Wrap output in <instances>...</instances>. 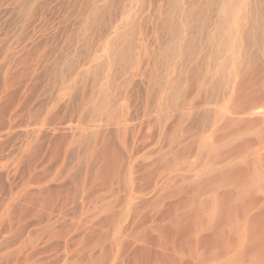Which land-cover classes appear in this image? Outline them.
I'll return each mask as SVG.
<instances>
[{
	"label": "rangeland",
	"instance_id": "obj_1",
	"mask_svg": "<svg viewBox=\"0 0 264 264\" xmlns=\"http://www.w3.org/2000/svg\"><path fill=\"white\" fill-rule=\"evenodd\" d=\"M262 45L264 0H0V264H264Z\"/></svg>",
	"mask_w": 264,
	"mask_h": 264
},
{
	"label": "bare ground",
	"instance_id": "obj_2",
	"mask_svg": "<svg viewBox=\"0 0 264 264\" xmlns=\"http://www.w3.org/2000/svg\"><path fill=\"white\" fill-rule=\"evenodd\" d=\"M228 9V8H227ZM229 10V9H228ZM261 50V54L263 57L262 62H264V45H262ZM259 64V63H258ZM263 90L261 91V100H260V109L261 111L258 113L256 112H252L253 114H249L251 116L248 117V114H246L247 118L242 117L243 119H240V122L242 121L244 123V131H246L245 133L248 135H245V133L240 134V136L238 137V139L235 136V138L233 137V139H231V141H229L230 139H228L229 143H228V148L227 150H225L227 152V157L231 160V161H236L235 162V166L230 168L228 170V174H230V177L228 178V180L230 179L231 182H229L230 184H233L235 187L234 189H238L240 188V185H242L241 183L243 182L242 180L245 179V176L253 173L256 169L258 170V165H259V161L261 160V152H260V148L257 147V145H261L264 142V123L262 125V119H264V65H263V75H262V81H261ZM257 93V92H256ZM259 103V102H258ZM258 105V104H257ZM239 109V108H238ZM243 109V108H242ZM251 111V110H250ZM244 112V111H243ZM245 113H250L247 110L245 111ZM254 116V117H253ZM239 117V116H237ZM236 119V118H235ZM237 120V119H236ZM228 122V121H227ZM212 123V122H211ZM213 124V123H212ZM236 124V123H235ZM228 125V123H227ZM226 125V127H227ZM240 126V125H239ZM238 126V127H239ZM258 126V128H256ZM241 127V126H240ZM222 128V127H221ZM230 128V127H228ZM217 130V129H216ZM240 130V129H239ZM126 131V129H125ZM221 131V130H220ZM235 131V130H234ZM233 131V132H234ZM135 133V132H134ZM245 135V136H244ZM124 138V137H123ZM230 138V137H229ZM236 140H238L236 142ZM218 145V144H216ZM215 145V146H216ZM220 147V146H219ZM213 150V149H212ZM219 151V150H218ZM215 155H217L215 153ZM210 158V157H209ZM212 159V157H211ZM211 161V160H209ZM227 162V161H226ZM225 163V162H224ZM234 165V163H233ZM220 167V166H219ZM261 168V165L260 167ZM218 173V172H217ZM237 175V177H235ZM248 177V176H247ZM215 178V177H214ZM204 179V178H203ZM208 179V178H207ZM213 180V178H212ZM224 180V179H223ZM227 180V179H226ZM225 180V181H226ZM234 180V181H233ZM237 181V182H236ZM213 183V182H212ZM262 183V182H261ZM223 184V183H222ZM245 185V184H244ZM231 186V185H230ZM243 186V185H242ZM255 186V184H254ZM232 187V186H231ZM215 190V189H214ZM230 191H232L230 189ZM257 192V191H256ZM255 193V192H254ZM249 193H247L248 195ZM257 194V193H255ZM240 195V194H238ZM228 196V195H227ZM235 196V195H234ZM242 198V197H241ZM247 198V197H246ZM258 198V197H257ZM234 199V198H233ZM244 199V198H243ZM238 200V198H237ZM261 200V199H260ZM224 201V200H223ZM226 202V201H225ZM228 202V201H227ZM242 202V201H241ZM245 202V201H244ZM242 202V205L243 203ZM247 204V202H246ZM224 205V204H223ZM238 205V204H237ZM237 205L233 206L231 205L229 208V215H228V219L227 221L230 224L231 227L236 226L235 224H233V219L232 217L234 216V219L236 220V222H242L243 223V218L240 217H246V223L244 220V224H247V226H249V228H254V229H258L261 231H264V209L261 207L259 208L260 210L257 211L256 209V213L251 214L250 212L252 210L255 209V206H253L252 204H248L246 206L242 207V212L241 215L238 214V209L241 207H239L237 210H234V208L237 207ZM239 206V205H238ZM221 210V209H220ZM223 211V210H222ZM241 211H239L240 213ZM243 214V215H242ZM218 215V214H217ZM227 218V217H226ZM242 219V220H241ZM240 224V223H239ZM239 224L237 226H239ZM243 224V225H244ZM241 225V224H240ZM236 226V227H237ZM245 226V225H244ZM238 231V230H237ZM231 232V231H230ZM236 232V230H235ZM264 234V233H262ZM230 237V236H229ZM234 238V237H233ZM208 239V238H207ZM236 239V238H235ZM257 240V239H256ZM236 241V240H235ZM259 241V240H258ZM225 245V244H224ZM231 245V244H230ZM264 245V244H263ZM253 246V245H252ZM256 247V246H254ZM244 249V248H243ZM252 249V248H251ZM220 250V249H219ZM224 250V249H223ZM254 250V249H252ZM251 250V251H252ZM257 250V249H256ZM248 251V250H247ZM261 251V250H260ZM222 252V251H221ZM249 252V251H248ZM256 252V251H255ZM251 254V253H250ZM218 255V254H217ZM242 258V257H240ZM236 259V258H235ZM234 260V258L232 259ZM244 261V258H243ZM228 262V261H227ZM233 262V261H232ZM264 262V261H263ZM240 263V262H239ZM235 264V263H234Z\"/></svg>",
	"mask_w": 264,
	"mask_h": 264
}]
</instances>
